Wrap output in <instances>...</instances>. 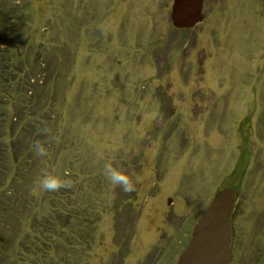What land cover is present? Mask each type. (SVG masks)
I'll return each instance as SVG.
<instances>
[{
  "label": "rangeland",
  "instance_id": "obj_1",
  "mask_svg": "<svg viewBox=\"0 0 264 264\" xmlns=\"http://www.w3.org/2000/svg\"><path fill=\"white\" fill-rule=\"evenodd\" d=\"M25 2L16 28L52 120L33 125L0 197V264H175L223 188L229 264H264V0H203L188 29L172 24L174 0ZM43 173L68 186L40 189Z\"/></svg>",
  "mask_w": 264,
  "mask_h": 264
},
{
  "label": "trees",
  "instance_id": "obj_2",
  "mask_svg": "<svg viewBox=\"0 0 264 264\" xmlns=\"http://www.w3.org/2000/svg\"><path fill=\"white\" fill-rule=\"evenodd\" d=\"M25 5V0H0V45L4 48L0 53V197L7 196L11 190V181H15L23 170V155L31 149L34 133L41 130H32L33 125L42 120L48 124L52 120L48 114L53 108L50 102L52 88L47 83L44 85L43 81L36 89L34 82L37 80L33 75L28 76L27 46L19 27L16 28V24L23 19L22 10ZM9 23H12L11 30H8ZM35 52H38L36 56L41 59L50 53L44 47L42 50L36 48ZM49 79L53 82L51 75ZM10 109H16L18 121L9 115ZM43 131L47 129L43 128ZM23 141L26 142V149L18 153L16 143Z\"/></svg>",
  "mask_w": 264,
  "mask_h": 264
},
{
  "label": "water",
  "instance_id": "obj_3",
  "mask_svg": "<svg viewBox=\"0 0 264 264\" xmlns=\"http://www.w3.org/2000/svg\"><path fill=\"white\" fill-rule=\"evenodd\" d=\"M203 0H174L171 21L177 29L194 27L202 20ZM233 191L223 188L215 193L193 225L190 240L175 264H228L231 242ZM170 203V202H169Z\"/></svg>",
  "mask_w": 264,
  "mask_h": 264
},
{
  "label": "clouds",
  "instance_id": "obj_4",
  "mask_svg": "<svg viewBox=\"0 0 264 264\" xmlns=\"http://www.w3.org/2000/svg\"><path fill=\"white\" fill-rule=\"evenodd\" d=\"M38 154L43 155L44 149L37 148ZM104 174L112 186L119 185L124 192L133 190L131 179L128 175L124 174L117 168L112 167L110 163H105L103 168ZM38 186L42 190L55 191L60 187H66L67 182L62 180L58 175L43 173L37 180Z\"/></svg>",
  "mask_w": 264,
  "mask_h": 264
},
{
  "label": "flooded vegetation",
  "instance_id": "obj_5",
  "mask_svg": "<svg viewBox=\"0 0 264 264\" xmlns=\"http://www.w3.org/2000/svg\"><path fill=\"white\" fill-rule=\"evenodd\" d=\"M235 203H236V201H235ZM234 212H235V205H234V207H233V211H232V213H231V242H230V246H229V252H230V258H231V255H232V251H230V250H232V246H233V214H234ZM192 229V228H191ZM190 233H191V230H190ZM191 236V235H190ZM189 240H190V238L188 239V241H186V244L185 245H187V243L189 242ZM186 247V246H185ZM184 247V248H185ZM184 250V249H183ZM182 250V251H183ZM181 253V252H180ZM180 253H179V255H180ZM178 255V256H179ZM177 256V257H178ZM177 260V259H176ZM229 262H230V260H229ZM229 262H228V264H229ZM175 263H176V261H175Z\"/></svg>",
  "mask_w": 264,
  "mask_h": 264
}]
</instances>
